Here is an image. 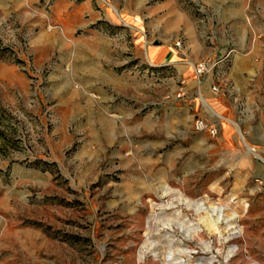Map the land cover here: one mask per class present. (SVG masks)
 I'll return each instance as SVG.
<instances>
[{
  "label": "rangeland",
  "instance_id": "rangeland-1",
  "mask_svg": "<svg viewBox=\"0 0 264 264\" xmlns=\"http://www.w3.org/2000/svg\"><path fill=\"white\" fill-rule=\"evenodd\" d=\"M232 81L264 83V0H0V264H264Z\"/></svg>",
  "mask_w": 264,
  "mask_h": 264
},
{
  "label": "crops",
  "instance_id": "crops-1",
  "mask_svg": "<svg viewBox=\"0 0 264 264\" xmlns=\"http://www.w3.org/2000/svg\"><path fill=\"white\" fill-rule=\"evenodd\" d=\"M223 9L226 8V4L222 5ZM237 84L235 81L228 82L227 84H220V86L216 87L213 83L208 84L205 88V96L209 102V105L213 108V110L222 115H226V113L230 112L228 106H225L227 103L232 102L237 99H241V101L249 102V101H257L264 103V83L255 85L254 87H245L246 85ZM247 86H251L247 83ZM218 88L217 92H214L213 88ZM253 113H262L264 114V105H257L256 107L250 106ZM231 121V120H228ZM220 130V138L218 139L220 144H228L230 142V138L236 142V138H238L237 133L232 132L231 128L225 124L221 123V121H217L216 124ZM245 135L250 139V145L252 148L258 152H264V124L257 123L256 129H251L250 131H246Z\"/></svg>",
  "mask_w": 264,
  "mask_h": 264
},
{
  "label": "built area",
  "instance_id": "built-area-1",
  "mask_svg": "<svg viewBox=\"0 0 264 264\" xmlns=\"http://www.w3.org/2000/svg\"><path fill=\"white\" fill-rule=\"evenodd\" d=\"M177 46H180V43H178ZM194 127L197 132L208 133L213 138L218 136L219 133L216 125L200 118L195 121Z\"/></svg>",
  "mask_w": 264,
  "mask_h": 264
}]
</instances>
